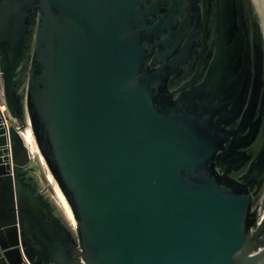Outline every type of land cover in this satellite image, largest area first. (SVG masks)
Listing matches in <instances>:
<instances>
[{"label": "water", "instance_id": "95a60500", "mask_svg": "<svg viewBox=\"0 0 264 264\" xmlns=\"http://www.w3.org/2000/svg\"><path fill=\"white\" fill-rule=\"evenodd\" d=\"M250 118L253 0H0V264H264Z\"/></svg>", "mask_w": 264, "mask_h": 264}, {"label": "flooded vegetation", "instance_id": "af4514ba", "mask_svg": "<svg viewBox=\"0 0 264 264\" xmlns=\"http://www.w3.org/2000/svg\"><path fill=\"white\" fill-rule=\"evenodd\" d=\"M253 2L255 4V8L259 15V19L264 31V17L261 4L259 3L260 0L258 2L256 0H253ZM241 120L242 118H238L235 129H239ZM228 127H230V125ZM238 135L240 137L252 136L253 139L251 143H248L246 146H241L239 148L242 153L243 159H247V161L245 165L237 170V175L235 174L236 177L241 176L248 169L250 163L254 160V156L258 152H260V149L264 146V118H250L246 127L239 130ZM253 194L255 197L254 207H262L264 205V173L260 185H255Z\"/></svg>", "mask_w": 264, "mask_h": 264}, {"label": "bare ground", "instance_id": "6f19581e", "mask_svg": "<svg viewBox=\"0 0 264 264\" xmlns=\"http://www.w3.org/2000/svg\"><path fill=\"white\" fill-rule=\"evenodd\" d=\"M25 136L29 140L32 149L35 150L36 147H35L34 139H33V136H32L30 129L27 130V132H25ZM47 176H48V178L51 181L52 186H53L52 195L54 196V198L56 199V201L58 202V204L62 208L64 216L66 217V219L71 224H75V218H74L73 212H72L71 207H70L68 201L66 200L63 192L61 191V189L59 188V186L57 185L56 181L53 179V177L49 171H47Z\"/></svg>", "mask_w": 264, "mask_h": 264}, {"label": "built area", "instance_id": "2783aa9c", "mask_svg": "<svg viewBox=\"0 0 264 264\" xmlns=\"http://www.w3.org/2000/svg\"><path fill=\"white\" fill-rule=\"evenodd\" d=\"M1 108H3V106ZM22 264H32L25 254H23V262H22Z\"/></svg>", "mask_w": 264, "mask_h": 264}, {"label": "rangeland", "instance_id": "374dc122", "mask_svg": "<svg viewBox=\"0 0 264 264\" xmlns=\"http://www.w3.org/2000/svg\"><path fill=\"white\" fill-rule=\"evenodd\" d=\"M257 2L259 1V0H256Z\"/></svg>", "mask_w": 264, "mask_h": 264}]
</instances>
